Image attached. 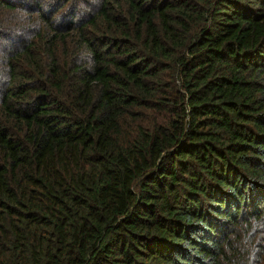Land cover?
Wrapping results in <instances>:
<instances>
[{"label": "trees", "instance_id": "16d2710c", "mask_svg": "<svg viewBox=\"0 0 264 264\" xmlns=\"http://www.w3.org/2000/svg\"><path fill=\"white\" fill-rule=\"evenodd\" d=\"M0 264H264V0H0Z\"/></svg>", "mask_w": 264, "mask_h": 264}]
</instances>
